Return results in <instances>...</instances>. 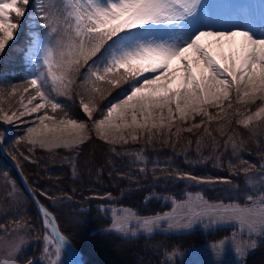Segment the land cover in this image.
Returning <instances> with one entry per match:
<instances>
[{
	"label": "snow or ice",
	"instance_id": "obj_1",
	"mask_svg": "<svg viewBox=\"0 0 264 264\" xmlns=\"http://www.w3.org/2000/svg\"><path fill=\"white\" fill-rule=\"evenodd\" d=\"M29 11L43 38L35 30L26 33L24 46L14 53L28 66L20 83L12 84L0 71V119L12 123L14 118L42 113L21 138L32 146L30 150L38 146L48 152L59 148L78 152L80 145L94 137L109 145L127 144L129 138L139 142L142 137L151 143L154 136H166L174 126L177 135L199 128L200 124L186 129L175 124V119L187 123L196 116L230 125L235 115L236 123L248 129L250 136L260 133L259 122L264 121V23L239 27L213 21L204 0H0V59L12 49L11 42L17 39L21 20L28 18ZM173 61L178 65L175 69ZM123 84L128 86L122 88ZM114 88L121 91L101 106L105 92ZM16 97L22 111L2 106ZM60 97L69 101L78 98L88 119L73 115ZM257 101L261 104L252 112L249 106ZM234 103L250 114L240 118L239 108L230 114L228 109ZM209 107L220 111L212 116ZM58 111L62 113L59 119L49 114ZM204 131L212 135L208 128ZM220 131L223 133V126ZM229 141L232 155L244 166L239 172L249 188L236 193L244 196L243 203H212L200 192H188L184 199L168 197L171 211L151 217L130 209L112 210L105 231L129 238L138 233L151 235L161 228L187 231L198 224H232L250 238L238 242L235 233L231 238L237 255L245 256L256 246L253 235L264 238V163L257 166L240 158L243 141L238 145L228 136L225 144ZM143 152L141 148L132 154L143 165L141 172L148 163ZM209 158L211 154L205 157ZM229 168L236 166L230 161ZM160 172L197 184H232L227 179L198 177L176 169L161 168ZM255 185L259 188L251 191ZM7 196L18 199L14 183ZM40 196L54 203L60 199L46 191ZM33 198L41 218L35 239L41 242L42 255L40 260L28 258L23 264H63L61 257L69 238L61 232L55 215L35 195ZM0 229V264H20L18 256L32 237L29 222L18 215L11 226L0 225ZM227 242L221 240L211 247L219 255Z\"/></svg>",
	"mask_w": 264,
	"mask_h": 264
},
{
	"label": "trees",
	"instance_id": "obj_2",
	"mask_svg": "<svg viewBox=\"0 0 264 264\" xmlns=\"http://www.w3.org/2000/svg\"><path fill=\"white\" fill-rule=\"evenodd\" d=\"M24 24L18 31L17 40L12 43V49L0 61L2 72L7 71L14 53L19 52L26 42L29 30ZM111 90L100 103L110 95L116 96L121 89ZM60 100L68 105L73 115L84 118L78 98L69 101L60 97ZM259 123L261 131L255 136H250L249 130L232 118L230 125L216 120L193 128L192 132L181 131L179 135L171 132L166 136L158 134L151 143H146V138L142 137L139 142L129 140L127 144L109 145L94 137L80 145L78 152L65 149L53 152L30 150L26 143L21 146V151L26 152L30 159L26 160L24 156L16 159L36 197L55 215L61 232L84 255L85 264H170L165 259L168 252L221 240L235 228L222 226L205 230L196 227L188 232L158 231L151 235L125 238L105 231L111 219L99 206L113 203L128 206L141 215H153L171 208L168 197L181 199L187 192H202L206 199L213 202L239 200L243 203L244 196H237L236 193L248 192L244 174L239 172L244 166L232 155V141L227 144L225 141L228 136H232L238 145L243 141L239 157L259 166L264 163V121ZM205 128L212 133L211 136L204 131ZM113 148L116 151H112ZM141 148L148 161L145 172L140 171L143 165L132 155ZM210 154L212 158L205 159ZM230 161L236 166L235 169L230 170ZM161 168L168 171L176 169L198 177L227 179L232 184L207 185L177 180L174 175L168 177L161 174ZM233 171L236 174H232ZM13 183L18 197L15 200L7 196ZM233 185L238 187L234 188ZM41 191L60 199L54 203L40 196ZM18 215L27 219L32 231V237L18 256L23 264L26 259H34L42 252L41 242L35 239V230L42 227L41 218L33 200L24 190L17 171L0 154V225L11 226L13 218ZM100 248H104V254L97 251ZM244 264H264V239L249 253Z\"/></svg>",
	"mask_w": 264,
	"mask_h": 264
},
{
	"label": "rangeland",
	"instance_id": "obj_3",
	"mask_svg": "<svg viewBox=\"0 0 264 264\" xmlns=\"http://www.w3.org/2000/svg\"><path fill=\"white\" fill-rule=\"evenodd\" d=\"M204 3H205V6L208 10V13L210 14L213 21L220 22V23L228 22V24L230 26H239V27L248 26L249 24L257 25L260 23H264V0H204ZM238 13L245 16L246 18L249 16V19L245 20V19L239 17L237 15ZM22 20H24V19H22ZM25 20L27 22V26L35 29V31H37V34L42 39L43 38V32H42V30L36 28V25L32 21L31 11H29L28 18ZM16 36H18L17 33H16ZM227 50H228L227 47H225V51H227ZM1 60L2 59H0V61ZM22 65H24V69H23L24 76L26 75V70H27L28 66L26 64L21 63L18 59H16L15 60V66H17V67H15L14 69L9 67V69H8L9 74L4 73L7 76V79L9 81L11 80L12 75L14 76V75L20 73V67H22ZM177 66H178L177 62L173 61L171 67L173 69H175ZM145 75H147V73H145ZM18 83H20V81L13 82V84H18ZM127 86H128L127 84H123L122 88H126ZM111 91L112 90H110V92ZM105 94H109V92H105ZM108 97H109V99L105 100L104 102H101V106L108 104L109 101H111L113 99V97H115V96L112 97V95H110ZM232 99H233V101H235V94H233ZM18 100H19V97H16V98L6 102L2 106L6 110L9 108H13V109H19L20 111H22L23 109L19 108ZM25 103H26V100H25ZM260 104H261V101H257L256 105H251L249 107H250L251 111L254 112L256 110L257 106ZM225 108L227 109V102H225ZM237 108H239L243 114L240 118H244V116L250 114L245 109L244 106L235 105V103L233 104V108L228 109V111L230 114H232V113H234V111ZM208 110L212 116H216V114L220 111V109H217L215 107H209ZM76 112H77V109H76ZM80 112H82V111H80ZM40 114H42V113H40ZM40 114H33L32 116L26 115V116L20 117L19 119L14 118L12 123H8V124L12 125L11 130H10L11 133L8 134L9 136H7L8 139H7L6 143H4V147L9 154H11L12 156L15 155L16 158H18V156H24V157L28 156L26 152L21 151V146L26 144V143H24L23 140H21V138L26 135V129L29 126H32L31 122L35 119V117L37 115H40ZM49 114L55 115L57 117V119H59L62 116V113H60L59 111L55 114H53V113H49ZM165 115H167L166 111H165ZM232 118L237 119V117L235 115H232ZM81 119L87 120L88 118L84 115V118H81ZM0 120H2V119H0ZM214 121H216V120L214 119L211 122H214ZM205 123H206V125L210 124V122L208 121V118L205 116H196L195 120L190 119L187 121V123H183V122L179 121L178 119H175V124L179 125L182 129H186L188 127H191L193 124L203 125ZM5 129L6 128L2 125V129H1L0 134H3L5 132ZM153 131L155 132V130H153ZM165 132H166V130H165ZM172 132L176 133V127L175 126L173 127ZM125 135L127 136V132L125 133ZM129 140H131V139L129 138ZM28 146L30 148H32V146H30V145H28ZM35 149L43 150V149L39 148L38 146L35 147ZM59 149H62V148H59ZM21 154H23V155H21ZM249 175H253V173H249ZM257 175H258V173H257ZM207 185H211V184H207ZM258 188H259V185H255L251 189V191H255ZM247 189L249 191V188H247ZM191 193L193 195H195L197 192H191ZM184 198H186V196H184L181 199H184ZM168 201L171 202L170 199H168ZM212 203H218V202H212ZM100 209H103L102 211H104V213L108 214L111 218H112V216H111L112 210L121 211L124 209H130L131 211L137 213L135 210H133L129 207L118 206V205H115L113 203L101 205ZM170 211H171V209L166 211V212H170ZM159 214H163V213H159ZM155 215H157V214H155ZM155 215L143 216V217H151V216H155ZM140 216H142V215H140ZM226 225H232V224H221V225L211 226V227H208L204 224H198V225H195L192 229H194L196 227H200V228H203L206 230V229L217 228V227H222V226H226ZM156 231H158V230H156ZM159 231L185 232V231L165 230V228H161V229H159ZM187 231H189V230H187ZM234 233L236 234V238H237L238 242L241 240L248 241L250 239L248 235H246V234L242 235L237 229H236V231H234ZM138 234H140V233H138ZM232 236H233V233L230 236H227L224 239H222V240H227L228 242L224 245V248L220 252L219 255L216 254V252L212 249L211 246L213 244H218L221 240L218 242H210V243H207L204 245L191 247V248H188L186 250H176V251L169 252L166 255V259L170 264H177V263L178 264H242L244 262V260L246 259L248 253L257 246L258 242H260L264 239V238H260V237L253 235L251 237V239L256 240V246L254 248L249 249L247 251L246 255L241 257V256H238L237 253L234 251V246L231 243ZM97 251L102 253V254L105 253L104 248L97 249ZM41 255H42V252L34 260H40ZM66 256L67 255L64 252L63 257L61 258L63 263L65 262Z\"/></svg>",
	"mask_w": 264,
	"mask_h": 264
},
{
	"label": "water",
	"instance_id": "obj_4",
	"mask_svg": "<svg viewBox=\"0 0 264 264\" xmlns=\"http://www.w3.org/2000/svg\"><path fill=\"white\" fill-rule=\"evenodd\" d=\"M0 123H2V122L0 121ZM3 123H4V122H3ZM4 124H6V123H4ZM3 154H4V155L6 156V158L11 162V164L17 169V171H18V173H19V175H20V178H21V181H22V184H23L24 188L26 189V191H27V192L31 195V197L33 198L34 193L32 192V189H31V187H30V185H29V183H28L26 177L24 176L22 170L20 169V166L16 163V161H14L12 158H10L9 156H7V155L5 154L4 151H3ZM33 199H34V198H33ZM35 205H36V204H35ZM66 250H67V249H66ZM81 263L84 264V261L81 260Z\"/></svg>",
	"mask_w": 264,
	"mask_h": 264
},
{
	"label": "bare ground",
	"instance_id": "obj_5",
	"mask_svg": "<svg viewBox=\"0 0 264 264\" xmlns=\"http://www.w3.org/2000/svg\"><path fill=\"white\" fill-rule=\"evenodd\" d=\"M29 196L31 197V195H29ZM31 199H32V197H31ZM211 202H213V201H211ZM67 247L71 251V253H67V256L65 258V262L63 264H73V262H79V264H80L79 259L82 255L79 252H77L70 244ZM62 257H63V254H62Z\"/></svg>",
	"mask_w": 264,
	"mask_h": 264
}]
</instances>
